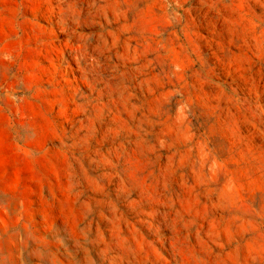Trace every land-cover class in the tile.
I'll return each mask as SVG.
<instances>
[{
    "label": "rangeland",
    "instance_id": "374dc122",
    "mask_svg": "<svg viewBox=\"0 0 264 264\" xmlns=\"http://www.w3.org/2000/svg\"><path fill=\"white\" fill-rule=\"evenodd\" d=\"M0 264H264V0H0Z\"/></svg>",
    "mask_w": 264,
    "mask_h": 264
}]
</instances>
